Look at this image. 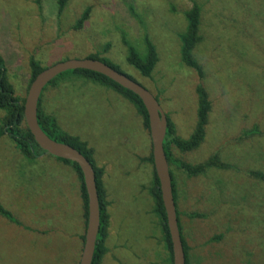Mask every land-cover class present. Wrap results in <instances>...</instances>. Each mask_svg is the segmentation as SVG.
I'll use <instances>...</instances> for the list:
<instances>
[{
    "label": "rangeland",
    "instance_id": "374dc122",
    "mask_svg": "<svg viewBox=\"0 0 264 264\" xmlns=\"http://www.w3.org/2000/svg\"><path fill=\"white\" fill-rule=\"evenodd\" d=\"M192 2L202 10L203 41L195 55L203 80L179 56L178 34ZM55 3L0 0V56L15 94L26 95L31 58L50 67L102 53L159 97L176 135L187 139L202 84L212 106L205 140L195 151L173 148L172 154L191 165L218 154L228 168L187 178L170 166L190 264H264V178H258L264 176V0H69L61 16ZM87 6L88 22L73 30ZM144 34L159 57L150 79L127 65L122 43L125 36L143 48ZM53 84L43 91L42 112L92 148L104 168L109 226L101 264H171L149 194L151 140L142 118L121 95L78 75ZM0 206L21 224L0 215V264L79 261L84 210L72 168L47 154L27 159L0 138Z\"/></svg>",
    "mask_w": 264,
    "mask_h": 264
},
{
    "label": "trees",
    "instance_id": "16d2710c",
    "mask_svg": "<svg viewBox=\"0 0 264 264\" xmlns=\"http://www.w3.org/2000/svg\"><path fill=\"white\" fill-rule=\"evenodd\" d=\"M39 2L40 0H37L38 4ZM55 2H56L55 6L57 11V16H61L63 11L67 7L69 0H55ZM129 10L133 15V17L139 20V16L134 11L133 6H129ZM90 11L91 8L89 6H87L83 10L81 15L76 19L72 27L73 30L80 31L84 28L85 24L89 20ZM183 16L185 20V28L183 29V31H181L178 34V40L180 44L179 45L180 61L184 66L192 69L197 74L200 80H203L205 77L204 70L195 55L197 46L200 45L201 42L203 41V35L201 29L202 27L201 6L196 2H192L191 7L184 12ZM122 43L126 48L125 59L127 65L131 67L140 77L150 79L159 61V57L156 46L153 44L149 36L147 34H144L143 48L140 49L135 47L134 44L129 39L125 38V36H122ZM109 47L110 45L107 44L103 50V54H105L108 51ZM101 54L102 53H96L79 59H91V60L101 61L107 64L108 66H110L111 68L115 69L116 71L125 74L129 78L138 82L133 76H131L129 73H125V71H123L118 65L110 61L108 58L100 56ZM66 60L68 59H65L63 61ZM46 68L48 67L42 66L41 63L34 58H31L29 60L30 78L28 81L27 90L31 82L34 80V78ZM67 74L78 75L79 77L85 80L109 88L115 91V93L121 95L124 99L129 101L134 106L138 115L142 118L143 127L149 133L147 112L144 108L142 101L135 94L120 87L119 85H117L116 83H114L113 81H111L110 79L106 78L103 75L85 70L67 71L56 77L47 86H54L53 83L57 78H60ZM46 87L44 88V90L46 89ZM42 94L40 96L37 107V120L42 131L52 140L58 143L67 144L72 148H74L75 150H77L78 152H80L90 162V164L93 167L95 173L98 198H99L100 226L97 235L92 264H101L102 258L106 252L105 241L107 238L108 226H109V217L107 213L108 202L106 201L105 189L103 186L104 168L97 166L94 158L95 155L92 148H90L85 142L81 141L79 137L72 136L70 134H67L65 131H63L59 126L60 124L58 123L57 118L54 115L44 114L42 112L41 110ZM195 94L197 97V109H196V124L193 132L190 134V136L187 139L180 138L179 136L176 135L174 124L171 122L169 117L166 116L167 130L163 142L164 153L169 165V173L171 176L172 191L175 201L176 215L178 219V227L184 248L186 264H190L189 256H188V246L184 241L180 222H179V213L177 211V205H176L175 177L170 169V166L171 165L175 166L187 178H194L204 175L206 171L211 168H217V169L228 168V165L221 161L218 154H213L205 161L196 165H191L180 159H177L172 154L173 148L177 149L181 153H190L192 151H195L201 146V144L205 140L206 127L208 125V119L211 113L212 106L209 99V95L202 84H198L196 86ZM25 97H19L15 94L14 87L9 82L7 77V70L4 60L0 56V111L4 113L3 116L0 118V138L7 137L15 145L16 149L22 154V156H24L27 159H33L45 153L38 147V145L34 141L33 136L31 135V133L29 132V130L25 125L24 115H23ZM154 97L158 101L159 97L158 98L157 96ZM252 132L253 130L245 131L243 132L242 136L245 137L248 136L249 134L251 135L253 134ZM55 159L59 160L64 165H67L70 168H72L75 171L80 183V192H81V198L83 201V210H84V215H83L84 229H83V233L80 236L83 246L84 233H85L86 221H87V194L83 183V176L77 164L63 159H58V158ZM145 162L150 163L153 169V181L149 189V194L153 199V203H154L153 211L154 214L159 219L165 247L169 253L170 262L172 264L171 241L166 224V214L161 200L159 182L153 168L152 147L148 158L145 159ZM250 175L259 176L255 172H251ZM258 178L263 179L264 176L261 175ZM0 215L3 218L7 219L12 224L21 225L20 222L14 218L12 213H10L8 210L3 209L1 206H0ZM78 262L79 261H77V263Z\"/></svg>",
    "mask_w": 264,
    "mask_h": 264
},
{
    "label": "water",
    "instance_id": "95a60500",
    "mask_svg": "<svg viewBox=\"0 0 264 264\" xmlns=\"http://www.w3.org/2000/svg\"><path fill=\"white\" fill-rule=\"evenodd\" d=\"M74 70L98 73L120 87L135 94L143 103L148 116V131L152 147L153 168L159 182L161 200L166 214V224L172 248V264H186L184 248L178 227L175 201L172 191L169 165L164 153L163 142L167 130V118L155 97L141 84L107 64L91 59H68L41 71L31 82L24 101V122L38 147L45 154L67 160L78 165L83 176L87 194V221L84 242L78 264H92L100 226L99 198L95 173L90 162L77 150L49 138L40 128L37 107L44 88L56 77Z\"/></svg>",
    "mask_w": 264,
    "mask_h": 264
}]
</instances>
